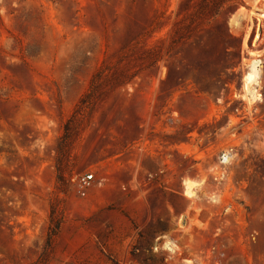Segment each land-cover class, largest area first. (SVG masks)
<instances>
[{
	"label": "rangeland",
	"instance_id": "obj_1",
	"mask_svg": "<svg viewBox=\"0 0 264 264\" xmlns=\"http://www.w3.org/2000/svg\"><path fill=\"white\" fill-rule=\"evenodd\" d=\"M0 264H264V0H0Z\"/></svg>",
	"mask_w": 264,
	"mask_h": 264
},
{
	"label": "trees",
	"instance_id": "obj_2",
	"mask_svg": "<svg viewBox=\"0 0 264 264\" xmlns=\"http://www.w3.org/2000/svg\"><path fill=\"white\" fill-rule=\"evenodd\" d=\"M220 1V0H217ZM210 2L208 1V3L203 2V5L200 6V10H207L208 8H210ZM215 10H214V16L217 15L218 13V4L214 6ZM100 79V73H97L94 75V77L92 78L91 82H90V93H88L86 95V97L84 98V100L81 101V104L84 105L82 107V109L87 108L89 106V99L91 98L93 92L91 91V88L93 86H95L96 82L99 81ZM79 115V113H78ZM82 115V114H80ZM73 122V117L68 120L64 125H63V135L60 137L59 141H58V148H57V152L58 154H60V157L63 155V153L66 152L72 137L76 134L74 129L71 130L70 126L72 125ZM58 163V162H57ZM59 170V169H58ZM60 224L61 221L60 219H58L57 221H51V226L48 229V234H47V245L51 244V242L53 241L54 237L57 235L59 228H60ZM135 249V248H134ZM134 254V251L132 252V255Z\"/></svg>",
	"mask_w": 264,
	"mask_h": 264
},
{
	"label": "built area",
	"instance_id": "obj_3",
	"mask_svg": "<svg viewBox=\"0 0 264 264\" xmlns=\"http://www.w3.org/2000/svg\"><path fill=\"white\" fill-rule=\"evenodd\" d=\"M92 180V175H87L83 178V183L88 184Z\"/></svg>",
	"mask_w": 264,
	"mask_h": 264
},
{
	"label": "bare ground",
	"instance_id": "obj_4",
	"mask_svg": "<svg viewBox=\"0 0 264 264\" xmlns=\"http://www.w3.org/2000/svg\"><path fill=\"white\" fill-rule=\"evenodd\" d=\"M249 75H250V73H249ZM247 77V76H246ZM251 79V78H250ZM245 80H246V78H245Z\"/></svg>",
	"mask_w": 264,
	"mask_h": 264
}]
</instances>
